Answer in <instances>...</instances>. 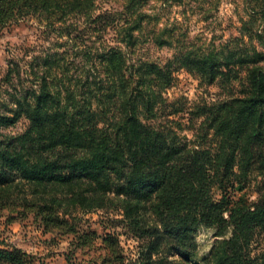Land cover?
<instances>
[{
	"label": "trees",
	"instance_id": "16d2710c",
	"mask_svg": "<svg viewBox=\"0 0 264 264\" xmlns=\"http://www.w3.org/2000/svg\"><path fill=\"white\" fill-rule=\"evenodd\" d=\"M97 1L0 0V30L21 16L44 13L58 23L59 37L75 41L80 24L67 19L76 15L83 18V29L97 34L114 29L120 43L85 52L82 60L91 66L80 75L40 76L35 86L13 95L12 114L0 112V128L22 116L35 125L19 135L0 131V206L32 216L43 232L73 233L84 246L73 211L102 208L115 198L123 220L146 239L138 264H197L194 234L202 222L232 225L231 235L215 242L203 264H264V52L249 43L256 37L244 32L254 14L264 13V0H242L247 19L241 20V36L219 49L182 44L161 65L126 63L136 32L150 18L146 0L99 11ZM192 1V12L207 20L213 0L209 7V0ZM263 32L257 25L255 35ZM152 40L172 46L161 35ZM93 56H104L103 75L92 72ZM182 68L218 84L223 94L210 104H175L163 112L161 91ZM103 106L118 109L120 116L103 122L97 111ZM176 114L192 125L191 137L170 118ZM201 117V124L208 122L204 130L194 128ZM253 177L259 180L256 198L235 199V183L247 186ZM214 188L222 193L218 201ZM169 253L180 257L167 258ZM0 264L47 263L12 247L0 248Z\"/></svg>",
	"mask_w": 264,
	"mask_h": 264
},
{
	"label": "rangeland",
	"instance_id": "374dc122",
	"mask_svg": "<svg viewBox=\"0 0 264 264\" xmlns=\"http://www.w3.org/2000/svg\"><path fill=\"white\" fill-rule=\"evenodd\" d=\"M124 1L98 0L97 11L119 9ZM211 3L212 0H209L205 5L209 7ZM193 5L192 0H184L182 3L175 0H146L144 9L150 14V18L136 32L137 44L127 50L126 63L149 61L161 65L171 59L175 49L182 44H189L194 48L206 49L214 46L219 49L230 37L241 36V20L243 22L247 19V10L242 0H213L208 12L211 15L207 20L192 12V9L195 10ZM46 17L48 15L44 13L24 15L0 30V112L12 114L13 95L35 86L40 76L48 73L58 74L57 78L63 75H80L91 66L90 63L86 66L82 60L85 52L94 53L96 49L101 52L120 44L114 29L108 28L102 33L99 30L98 34L102 37H98L97 33L83 29V18L76 15L69 16L67 20L77 24L79 22L78 38L68 41L66 36H58V23L53 25ZM252 19L254 21L250 24V30L244 32L256 37V40L249 43L264 52V32L255 35L257 25L264 31V13L254 14ZM154 35L157 38L159 35L170 38L172 46L156 44L152 40ZM45 57H48V63L45 62ZM92 62H95L92 72L103 75L106 66L104 56H93ZM8 69L10 76L7 78ZM175 75L173 83L161 91L165 101L163 112H169L175 104L184 107L210 104L223 94L218 84H206L183 68L176 71ZM87 87L85 84L82 86L83 90H87ZM97 111L103 122L120 116L116 108L103 106L98 107ZM170 118H174L175 122L179 121L177 126L181 127V133L191 137V124L180 120L177 114ZM201 121L203 117L195 121L197 124L194 128L204 130L208 127L207 121L204 120L203 124ZM34 127L31 121L22 116L13 124L1 127L0 131L7 135H19L34 130ZM211 132L212 130L208 131L207 140L210 139ZM235 184V199L242 195L243 200L251 202L256 198L258 178L253 177L247 186ZM221 196V191L214 188L213 198L218 201ZM116 203V199L111 198L102 208L73 211L76 215L73 218L75 228L82 232V239L87 240L84 246L77 245L78 238H74L73 233L57 228L43 232L39 222L32 216H20L11 212V205L3 208L0 206V248L19 247L41 257L47 264H138L146 239L137 236L130 222L123 220ZM144 214L147 216L148 212ZM231 233L230 224L200 223L194 234L197 264H203V258L209 255L218 239L227 238ZM252 244L255 246V243ZM159 254L156 252L153 258H157ZM179 257L171 253L167 256L170 259Z\"/></svg>",
	"mask_w": 264,
	"mask_h": 264
}]
</instances>
